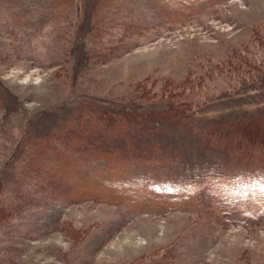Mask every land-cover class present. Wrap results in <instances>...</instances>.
I'll use <instances>...</instances> for the list:
<instances>
[{"label": "rangeland", "instance_id": "374dc122", "mask_svg": "<svg viewBox=\"0 0 264 264\" xmlns=\"http://www.w3.org/2000/svg\"><path fill=\"white\" fill-rule=\"evenodd\" d=\"M262 115L264 0H0V264H264Z\"/></svg>", "mask_w": 264, "mask_h": 264}, {"label": "trees", "instance_id": "16d2710c", "mask_svg": "<svg viewBox=\"0 0 264 264\" xmlns=\"http://www.w3.org/2000/svg\"><path fill=\"white\" fill-rule=\"evenodd\" d=\"M171 95V97H169ZM167 99V102L169 106L168 108V115L173 116V117H181L182 113L185 112L184 109H179L180 107H176L173 104L170 103V99L174 100L175 96L170 94ZM166 95L161 94V99H165ZM170 98V99H169ZM140 99V98H139ZM138 100V99H137ZM144 100V99H143ZM234 130H241L243 133L242 136L250 141V143H255L259 144L262 147H264V115L260 117H253L249 119H245L241 121L240 123L236 122L235 124L232 125Z\"/></svg>", "mask_w": 264, "mask_h": 264}]
</instances>
